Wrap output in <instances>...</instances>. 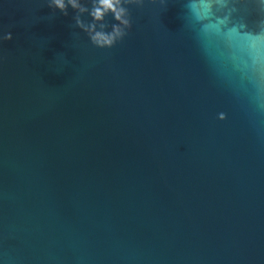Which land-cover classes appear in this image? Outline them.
<instances>
[{
    "label": "water",
    "instance_id": "obj_1",
    "mask_svg": "<svg viewBox=\"0 0 264 264\" xmlns=\"http://www.w3.org/2000/svg\"><path fill=\"white\" fill-rule=\"evenodd\" d=\"M190 3L132 0L97 49L87 12L0 0V264H264V65L225 39L264 0L216 31Z\"/></svg>",
    "mask_w": 264,
    "mask_h": 264
},
{
    "label": "clouds",
    "instance_id": "obj_2",
    "mask_svg": "<svg viewBox=\"0 0 264 264\" xmlns=\"http://www.w3.org/2000/svg\"><path fill=\"white\" fill-rule=\"evenodd\" d=\"M132 0H91V8L84 6L81 0H48V7L55 8L61 13L66 14L71 7L80 13L87 12L91 17V22L85 24L84 21L76 18V26L87 34L92 46L97 49H111L118 42L124 39L131 28V20L128 17L125 4ZM216 0H191L189 5L192 13L200 20L208 21V30L216 31L217 22L211 19L212 7ZM111 14L113 23L111 30H107L104 23L105 17ZM223 23V21H219ZM235 30H230L225 35L226 41L230 46L239 50H248L253 54L256 64L264 65V37L259 35L238 36L234 35ZM13 39L12 32L0 31V43ZM223 119L224 117L218 116Z\"/></svg>",
    "mask_w": 264,
    "mask_h": 264
}]
</instances>
